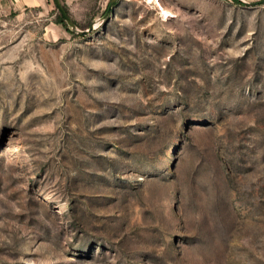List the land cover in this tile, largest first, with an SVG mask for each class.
I'll use <instances>...</instances> for the list:
<instances>
[{"label": "rangeland", "instance_id": "1", "mask_svg": "<svg viewBox=\"0 0 264 264\" xmlns=\"http://www.w3.org/2000/svg\"><path fill=\"white\" fill-rule=\"evenodd\" d=\"M110 1L0 9V264H264L262 0Z\"/></svg>", "mask_w": 264, "mask_h": 264}, {"label": "crops", "instance_id": "2", "mask_svg": "<svg viewBox=\"0 0 264 264\" xmlns=\"http://www.w3.org/2000/svg\"><path fill=\"white\" fill-rule=\"evenodd\" d=\"M98 2L101 6L103 0H61L63 6L66 7L68 14L74 22L78 23V16L87 18L92 16L95 9L90 7L91 2ZM105 1V0H104ZM0 9H16V10H36V9H53L52 0H0ZM54 28L58 34L64 33V28L55 25ZM56 33V34H57Z\"/></svg>", "mask_w": 264, "mask_h": 264}, {"label": "water", "instance_id": "3", "mask_svg": "<svg viewBox=\"0 0 264 264\" xmlns=\"http://www.w3.org/2000/svg\"><path fill=\"white\" fill-rule=\"evenodd\" d=\"M53 1H54V5H55L58 13L62 16V18L64 19V21L67 25V28L70 31L75 32V33H79L82 36H87L92 32V30L94 29V25L90 26L87 30L78 29L75 22L73 21V19L70 17V15L63 8L61 1L60 0H53ZM115 2H116V0L110 1L107 12L111 11ZM245 4H247L248 6H256V5L264 4V0L259 1L258 3H245Z\"/></svg>", "mask_w": 264, "mask_h": 264}, {"label": "trees", "instance_id": "4", "mask_svg": "<svg viewBox=\"0 0 264 264\" xmlns=\"http://www.w3.org/2000/svg\"><path fill=\"white\" fill-rule=\"evenodd\" d=\"M60 1H61V0H60ZM233 1H234L235 3H237V4H241L239 0H233ZM62 6H63V5H62ZM63 8H64L65 11L68 13L66 7L63 6ZM56 23L62 24V25L67 29V25H66L65 21H64V19L62 18V16H61L59 13H58V15H57ZM76 25H77V24H76ZM72 34H73L74 36H80V35H78V34H74V33H72Z\"/></svg>", "mask_w": 264, "mask_h": 264}]
</instances>
